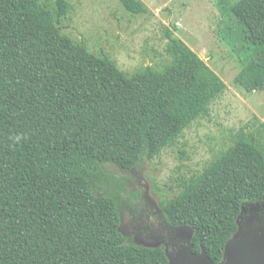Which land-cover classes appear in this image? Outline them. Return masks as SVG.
<instances>
[{"label":"trees","instance_id":"obj_1","mask_svg":"<svg viewBox=\"0 0 264 264\" xmlns=\"http://www.w3.org/2000/svg\"><path fill=\"white\" fill-rule=\"evenodd\" d=\"M149 13L143 0H121ZM219 40L238 59L236 82L264 90V0L219 3ZM72 5L0 0V264H169L166 246L121 230L131 170L208 116L223 78L167 28L170 58L132 74L60 26ZM18 138V140H17ZM264 202V122L182 180L162 202L194 252L221 263L249 202Z\"/></svg>","mask_w":264,"mask_h":264},{"label":"rangeland","instance_id":"obj_2","mask_svg":"<svg viewBox=\"0 0 264 264\" xmlns=\"http://www.w3.org/2000/svg\"><path fill=\"white\" fill-rule=\"evenodd\" d=\"M56 1L43 0L52 7ZM68 1L72 7L60 24L62 32L98 55H109L127 73L148 65L163 67L170 58L165 35L170 28L227 83L209 115L195 120L154 159L131 170L113 166L115 175L125 178L135 194H124L121 230L140 234L135 239L143 245L163 242L156 239L168 236L166 226L156 219L163 200L176 196L183 179L200 174L232 145L239 130L250 132L264 122V90L249 92L236 82L241 65L217 35L222 0H143L150 12L141 14L127 10L121 0ZM237 1L224 0L230 6ZM257 214L264 217V202L247 203L238 224ZM152 234L157 235L155 240L143 239Z\"/></svg>","mask_w":264,"mask_h":264},{"label":"water","instance_id":"obj_3","mask_svg":"<svg viewBox=\"0 0 264 264\" xmlns=\"http://www.w3.org/2000/svg\"><path fill=\"white\" fill-rule=\"evenodd\" d=\"M245 224H240L238 232L226 243L221 263H216L205 249L201 253L194 252V232L186 225H169L168 236L163 242L147 246L164 243L169 264H264V217L253 215Z\"/></svg>","mask_w":264,"mask_h":264},{"label":"flooded vegetation","instance_id":"obj_4","mask_svg":"<svg viewBox=\"0 0 264 264\" xmlns=\"http://www.w3.org/2000/svg\"><path fill=\"white\" fill-rule=\"evenodd\" d=\"M123 216V215H122ZM156 219L158 220V221H160L161 223H162V225H164V226H166V229H165V233H168L169 232V224L166 222V220H165V218H164V216H163V209H161L159 212H158V214H156ZM243 222L245 221V219H243L242 220ZM123 223V217H122V222H121V224ZM140 235V234H139ZM139 235H137V236H134L133 234H131V235H128V236H132L134 239H135V237H138ZM157 235H154V234H152V236H144V238L143 239H145V240H147V241H152V239H154V237H156ZM156 239L158 240V239H162L163 240V234H162V237H160V238H157L156 237ZM136 240V239H135ZM155 240V239H154Z\"/></svg>","mask_w":264,"mask_h":264},{"label":"clouds","instance_id":"obj_5","mask_svg":"<svg viewBox=\"0 0 264 264\" xmlns=\"http://www.w3.org/2000/svg\"><path fill=\"white\" fill-rule=\"evenodd\" d=\"M17 140H18V138H17Z\"/></svg>","mask_w":264,"mask_h":264}]
</instances>
